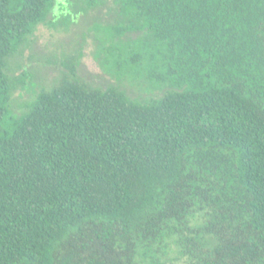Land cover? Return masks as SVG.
Segmentation results:
<instances>
[{
    "label": "trees",
    "instance_id": "trees-1",
    "mask_svg": "<svg viewBox=\"0 0 264 264\" xmlns=\"http://www.w3.org/2000/svg\"><path fill=\"white\" fill-rule=\"evenodd\" d=\"M55 1L0 0V264H264V0H83L162 96L73 65L14 116L5 69Z\"/></svg>",
    "mask_w": 264,
    "mask_h": 264
},
{
    "label": "rangeland",
    "instance_id": "rangeland-1",
    "mask_svg": "<svg viewBox=\"0 0 264 264\" xmlns=\"http://www.w3.org/2000/svg\"><path fill=\"white\" fill-rule=\"evenodd\" d=\"M83 0H56L52 11L39 23L27 37L19 51L8 61L5 72L12 83L9 112L14 116L25 114L37 95L51 89L77 66L80 78L95 87L107 88L117 85L134 99L148 100L159 98L163 92L153 90L149 82L120 77L127 73L119 71L115 64L108 68L103 50L104 43L110 39L114 24V12L109 3L101 8L82 11ZM61 2H64L63 5ZM139 33H129L127 38L136 39ZM138 78L145 72L140 68ZM128 74V73H127ZM136 77V76H134ZM130 76L132 79H136ZM144 80V79H142ZM170 257L176 264L183 263Z\"/></svg>",
    "mask_w": 264,
    "mask_h": 264
}]
</instances>
